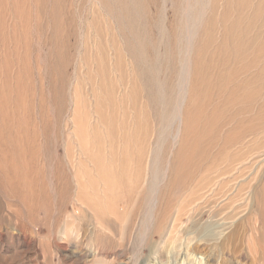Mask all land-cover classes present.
I'll return each mask as SVG.
<instances>
[{
  "label": "bare ground",
  "instance_id": "1",
  "mask_svg": "<svg viewBox=\"0 0 264 264\" xmlns=\"http://www.w3.org/2000/svg\"><path fill=\"white\" fill-rule=\"evenodd\" d=\"M101 1L108 11L113 10L109 2ZM203 4L201 2L202 6H198L203 7ZM200 10L199 14L203 12ZM125 14L129 15V12L125 10ZM195 17L200 15L195 14ZM194 25L193 29L196 27ZM130 29L132 37L125 39L124 48L119 49L114 44L113 55L108 59L103 55L106 53V45L102 42L95 51L97 55L93 63L96 66L95 75L100 81L97 90H92V93L96 97L93 99L94 113L103 126V135L95 125L91 126L87 121L89 105L77 95L78 84H66L68 79L60 73L57 97L59 99L62 95L60 101L63 102V90L71 86L69 94L74 102L68 106L72 115L69 120L76 126L75 143L78 142L80 146L77 147L78 156L68 154L72 147H62L65 153L63 156L58 155L56 147H0V202H4L5 210L9 213L4 216L15 217L19 226L26 229L27 225L30 228V238L21 250L23 259L26 264H46V259L39 260L44 242L38 239V233L42 231L45 239L49 240L47 246L63 251L67 249L65 242L75 233V240L82 235L93 238L92 245L115 244L113 242L116 240L121 248L114 259L116 264H139V256L146 250L165 254L167 259L164 264H185V261H196V258L201 263L203 261V264H223L224 256L228 257V262L239 264L235 261L237 259L230 257L232 252L237 254V258L243 254L245 257L240 262L245 261L243 264H247L248 257L240 245L245 246L247 256L249 254L261 260L264 258L260 252V245L264 247V174H256L250 179L248 164L256 159L254 163L257 166L252 167H264V148L257 149L249 158L247 152L231 159L228 149L234 148L230 146L236 143L245 142L248 137V121L238 120L237 114L223 118V114L233 111V107L240 114L243 111L241 105L248 104L251 98L248 94V81L239 78L236 70L210 69L203 64L198 53L195 54L197 61L193 67L191 46L186 41L183 61L176 71L174 81H171L172 85L166 87L167 83L161 81L159 84L149 83L150 88L146 89V85L141 86L138 82L140 75L137 71L140 65L145 66L149 60L151 62V53L147 58V47L153 49L152 59L155 54L157 63L158 54L154 53L156 42L153 38L140 39L133 27ZM192 33L190 37L186 35L191 42ZM141 41L146 43L145 48L140 46ZM125 56L130 64L131 83L124 81L122 67ZM107 61L111 62V70L118 73L121 85L115 86L108 81L107 75L111 72L103 68ZM27 66V91L30 95L34 94L31 85L33 71ZM147 68L144 67L146 72L143 73L146 77L153 74ZM101 92L103 95L98 94ZM97 95L101 98L97 99ZM140 96L144 99L142 108L148 111L145 117L150 123L147 121V129L141 136L138 134L133 143L132 139L129 140L121 132L123 146L119 147L115 139L119 132L114 124L116 114L128 100H131L135 110ZM216 100L218 102L214 103ZM223 106H226L225 112ZM151 110L156 114L154 119L150 116ZM245 112L248 114V107ZM169 132L173 137V147H168L167 153L163 155V146L159 147V143ZM178 140L180 147H174ZM130 142L132 145L136 143L137 147H131ZM222 165H227L225 171L222 167L219 169ZM257 187L260 190L256 196ZM205 189L209 191L206 196L197 194ZM213 198L215 205L221 199L220 203L226 204L217 206L219 208L213 209L208 217H214L221 209L228 207V213L232 214L207 227H211L213 237L217 236L212 238L215 240L214 253L208 250L211 247L207 243L197 239V228H188L194 218L199 220L202 217L201 210L209 207L212 204L209 200ZM243 204H246L248 213L254 219L249 230V246L242 241L239 243L237 237V229L244 215L237 212L233 214L234 207L239 208ZM256 204L257 209L254 208ZM186 207H191L188 214L191 217L184 225L182 220L187 212L181 214V211ZM176 227L181 229L177 230ZM57 233L62 235L60 244L56 242ZM125 248L129 253H124Z\"/></svg>",
  "mask_w": 264,
  "mask_h": 264
},
{
  "label": "rangeland",
  "instance_id": "2",
  "mask_svg": "<svg viewBox=\"0 0 264 264\" xmlns=\"http://www.w3.org/2000/svg\"><path fill=\"white\" fill-rule=\"evenodd\" d=\"M103 1L109 2L110 6H113L111 12L104 7L100 0H0V147H56L59 156L65 154L62 147H72L68 154L74 157L78 156L77 147L80 146L78 142L75 143L77 141L74 135L76 126L69 120L72 115L68 106L69 104L73 105L74 102L69 94L71 86H67L63 90L65 91L63 102L60 101L62 95L59 99L57 97L60 89V73L68 79L66 84L71 83L73 86L78 84L76 86L77 95L82 98V102L90 107L87 106V121L89 125H95L99 133L103 135V126L98 122L94 113L93 99L96 97L92 93V90H97L100 81V78L95 75L96 66L93 63L94 57L97 55L95 51L102 42L106 45L104 47L106 53L103 55L108 59L113 55L114 44L119 49L124 48L125 39L132 37L130 28L133 27L140 39L153 38L156 42L154 53L158 54L157 63L155 54V58L152 59L153 49L147 47V58L151 53V62L149 60L145 66L140 65L137 71L140 75L138 82L142 84L141 86L146 85V89L150 88L149 83L159 84L161 81L167 83L166 87L172 85L176 71L183 61L186 41L191 46L190 58L193 59V67L197 61L195 54L198 53L203 64L210 69L238 71L239 78L248 81V94L251 98L247 105H241L243 111L240 114L233 107V111L223 114V118L226 119L230 115L237 114L238 120L245 122L247 119L248 137L243 144L239 142L230 146L234 148L228 149L229 156L232 159L241 157L248 152L249 158L250 154L257 149L264 148V0H202V4L203 1L205 3V5L203 4L204 8L198 6V4L202 6L199 0H197L198 2L195 0ZM188 3L190 4L188 5ZM200 9L203 10L201 14H199ZM125 10L129 12V15L125 14ZM187 11H191L193 14ZM184 12L187 13L184 14ZM195 14L200 17H195ZM191 17L195 18L191 20ZM195 22L197 24L194 25ZM198 22H200L199 26H196ZM192 25L196 26L195 29ZM183 28L190 29L188 31ZM161 31L164 33V37ZM195 32L197 36H195ZM190 33L193 34L191 36L193 42L188 41ZM139 44L146 47V43L142 41ZM58 47H63V49L58 50ZM171 52L173 55L170 54ZM122 53L124 54V52ZM109 63L111 62L107 61L103 66L106 71L110 70L111 72L107 75L108 81L112 85L119 86L121 82L118 73L111 70ZM27 65L33 71L31 85L34 94L30 93V95L27 91ZM129 66L128 57L125 56L122 68L126 83H131L132 79ZM146 66L153 71V74L147 77L143 75L146 72ZM243 68L248 70H243ZM156 73L160 74L156 75ZM98 94L103 95L102 92ZM98 96L97 99H100L101 97ZM25 99H27L26 102ZM143 101V97L140 96L137 108L134 110L133 103L128 100L116 114L114 124L119 132L115 139H117L116 144L119 147L123 146L121 132H124L129 140L132 139L133 143L134 138L138 134L141 136L147 129L149 121L146 120L145 115L148 111L142 108ZM216 102L218 100L214 101V103ZM31 107L33 108L31 109ZM247 107L248 114L245 112ZM139 108L141 109L139 110ZM222 108L225 112L226 106ZM154 114V111L151 110L152 119H154ZM170 135L169 132L168 137L166 136L159 143V147L163 146V155L165 152L167 153L168 147H173V137ZM130 146L137 147L136 143L132 145L131 142ZM174 147H180V140ZM239 147L241 148L238 149ZM76 153L77 155H75ZM255 161L256 159H253L248 164L250 179L254 178L256 174H264V167H252L253 165L257 166ZM221 167L225 171L227 165H222L219 169ZM259 190V187L255 189L256 196ZM205 191V194H201ZM208 193V189H205L197 194L206 196ZM221 200H218L216 202L218 204L215 205L214 198L210 199L212 204L201 210L202 217L199 220L197 217L194 218V222L190 226L188 223V228L199 230L197 239L207 243L211 247L208 250L212 253L215 252L214 239L217 236L211 235L213 231L211 227L207 228L208 225L219 223L221 218L232 216L231 213H228L230 211V207H228L221 209L216 216L208 217L213 209L219 208L217 206L226 204L220 203ZM3 204L4 202H0V264H26L21 250L30 238V228L27 225L26 229L19 226L15 217L4 216L9 213ZM176 207L181 209V207ZM257 207L256 204L254 208L257 209ZM246 208V204L239 208L234 207L233 214L237 212L239 215H244V220L241 221L237 229V237L239 243L242 241L244 245L249 246L251 234L249 230L254 219ZM29 209H31L30 206ZM190 209L191 207H186L181 211V214L187 212L182 220L184 225L191 217L188 215ZM176 229H181V227H176ZM62 231L64 230L62 229ZM207 232L210 233L207 234ZM38 234V239L44 242V246L39 252V260L46 259V264H116L114 259L121 250L116 240L113 242L115 244L92 245L93 238L90 239L89 236L82 235L75 240V233L69 241L65 242L67 249L63 251L50 245L47 246L49 240L45 239L42 231ZM206 236L208 237L206 238ZM55 238L56 242L60 244L62 235L57 233ZM240 248H244L242 251L248 257L247 264H264V258L261 257L262 259L258 261L254 256L249 254L247 256L245 246L240 245ZM210 251L208 252L210 253ZM260 252L261 256H264V247L261 245ZM124 253H129V251L125 248ZM236 256L237 254L233 252L230 254V257L237 259L235 261L239 264L245 262H240V259L245 257L243 254L241 258ZM166 259L167 257L163 253L157 254V252L146 250L139 256L138 263L164 264ZM227 260L228 257L224 256L222 263L235 264ZM193 262L194 264H203V261L201 263V260L198 261L197 258L196 261L189 259L187 262L185 261V264Z\"/></svg>",
  "mask_w": 264,
  "mask_h": 264
}]
</instances>
